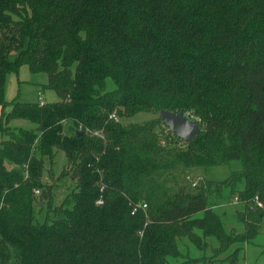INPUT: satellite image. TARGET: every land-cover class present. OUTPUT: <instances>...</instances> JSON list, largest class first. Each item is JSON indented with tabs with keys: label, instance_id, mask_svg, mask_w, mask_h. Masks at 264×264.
<instances>
[{
	"label": "trees",
	"instance_id": "obj_1",
	"mask_svg": "<svg viewBox=\"0 0 264 264\" xmlns=\"http://www.w3.org/2000/svg\"><path fill=\"white\" fill-rule=\"evenodd\" d=\"M24 65L58 101L6 100ZM0 106V264H168L182 237L200 249L215 237L217 256L260 233L264 0H0ZM162 111L201 133L183 144ZM140 112L156 116L121 121ZM58 150L75 187L55 203L43 175ZM234 160L243 166L225 180L192 174ZM226 191L244 204L243 232L214 209Z\"/></svg>",
	"mask_w": 264,
	"mask_h": 264
},
{
	"label": "rangeland",
	"instance_id": "obj_2",
	"mask_svg": "<svg viewBox=\"0 0 264 264\" xmlns=\"http://www.w3.org/2000/svg\"><path fill=\"white\" fill-rule=\"evenodd\" d=\"M48 83V75L45 73L34 74L30 71L27 65H24L19 74H11L8 76L6 86V99L12 100L18 96L22 102H39L43 100L45 102H55L59 100L55 91L49 88H45L44 85ZM114 82L108 80V90L114 89ZM41 97V99H40ZM156 114L152 112H140L132 117H123L121 121L124 124L147 121L155 117ZM13 124L22 125L25 127H32L33 125L29 121L14 120ZM67 164V156L64 151L58 150L53 165V174L48 172L51 167V163L47 160L46 170L43 175V181L47 184H53L52 197L55 203H60L62 199L75 187L71 176L60 177L62 171ZM243 166L240 160H234L230 163L209 166V167H197L193 169L192 174L195 176H203L208 180L222 181L227 179L233 171L241 169ZM68 168V167H67ZM52 175V176H51ZM39 200L44 198L40 194ZM45 203H42L43 210L37 207L38 219L44 221L46 217V208L48 199L44 198ZM214 209L222 217L225 227L228 231L235 229L238 232L245 230V225L238 218V212L244 210V204L240 201L236 202L235 198L229 201V192L226 191L224 200L214 204ZM197 216H202L199 213ZM201 235L200 231H196ZM209 243H208V242ZM204 240L207 246L198 248L190 241L186 236L179 239V248L183 256L179 258L170 257L168 264H177L186 260H194L192 264H264V219L261 223L260 233L250 242H237L229 247L227 250L218 253L217 256L215 248L219 246L215 237H209ZM238 248H241L237 261L231 262L227 260H221L234 253ZM218 259V260H217Z\"/></svg>",
	"mask_w": 264,
	"mask_h": 264
},
{
	"label": "water",
	"instance_id": "obj_3",
	"mask_svg": "<svg viewBox=\"0 0 264 264\" xmlns=\"http://www.w3.org/2000/svg\"><path fill=\"white\" fill-rule=\"evenodd\" d=\"M160 117L173 133L186 142L193 141L202 131L200 122L183 112L162 111Z\"/></svg>",
	"mask_w": 264,
	"mask_h": 264
},
{
	"label": "built area",
	"instance_id": "obj_4",
	"mask_svg": "<svg viewBox=\"0 0 264 264\" xmlns=\"http://www.w3.org/2000/svg\"><path fill=\"white\" fill-rule=\"evenodd\" d=\"M40 99H41V97H40ZM39 102H40L41 105H44V104H45V101H43V100H40ZM186 115L189 116L188 114H186ZM189 117H190V116H189ZM190 118H191V117H190ZM110 119H112V120H114V121H116V122H119V121H120V118H119V116L117 115L116 112H115V113H112V114L110 115ZM191 119H192V118H191ZM166 127H167V126H166ZM167 130L170 131V132L172 133L173 136L177 137V138H178L183 144H184V143H187V142L184 141L183 139L179 138L175 133H173L168 127H167ZM94 134H95V135L102 136L100 132H94ZM192 181H193V185L195 186L199 180L196 178V179H192ZM103 189H104V186H102L101 191H103ZM35 193H36L37 195H39L41 192H40V190L37 189V190H35ZM235 201H236V202H239L240 200L236 197V198H235ZM255 202H256V204H257L259 207H263V204H262L258 199H256ZM103 203H104V200H103L102 198H100V199L97 201V204H99V205H100V204H103ZM144 207H146V205H144ZM135 211H136V208L134 209L133 214L135 213Z\"/></svg>",
	"mask_w": 264,
	"mask_h": 264
},
{
	"label": "crops",
	"instance_id": "obj_5",
	"mask_svg": "<svg viewBox=\"0 0 264 264\" xmlns=\"http://www.w3.org/2000/svg\"><path fill=\"white\" fill-rule=\"evenodd\" d=\"M16 97H17V96H16ZM16 97H15V98H16ZM15 98H14V99H15ZM6 100H7V99H6ZM12 100H13V99H12ZM12 100H11V101H12ZM7 101L10 102V100H7ZM1 113H2V107L0 106V116H1Z\"/></svg>",
	"mask_w": 264,
	"mask_h": 264
}]
</instances>
